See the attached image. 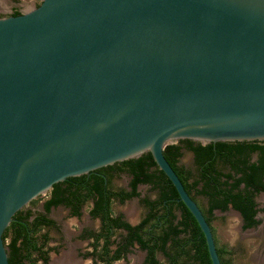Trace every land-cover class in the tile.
<instances>
[{
	"label": "water",
	"instance_id": "water-1",
	"mask_svg": "<svg viewBox=\"0 0 264 264\" xmlns=\"http://www.w3.org/2000/svg\"><path fill=\"white\" fill-rule=\"evenodd\" d=\"M178 139L264 141V0H40L0 17V264L18 209L144 151L220 264L162 154Z\"/></svg>",
	"mask_w": 264,
	"mask_h": 264
},
{
	"label": "trees",
	"instance_id": "trees-1",
	"mask_svg": "<svg viewBox=\"0 0 264 264\" xmlns=\"http://www.w3.org/2000/svg\"><path fill=\"white\" fill-rule=\"evenodd\" d=\"M183 149L192 154L193 171L179 164ZM162 154L209 224L220 264H231L230 257L224 256L228 251L217 245L211 218L214 210L223 212L230 206L238 211L242 229L257 225L254 215L260 209L254 195L264 191V141L201 144L178 139L166 144ZM121 172L130 175L129 190L108 184ZM138 184L148 185L155 196L140 197ZM47 193L43 212L30 208L37 202L33 198L30 206L18 209L3 229L1 237L9 264H47L49 252L55 251L49 245V231L57 229L48 216L50 208L61 205L69 209V214L78 216L81 205L88 201L92 203L88 213L99 219V225L96 230L84 229L79 238L90 239V250L82 257H89L91 264H113L124 259L134 246L144 251V264H211L198 224L149 151L87 174L67 177L52 184ZM132 197H137L143 207L135 224L125 220L121 213L113 214L111 209L114 201L123 203ZM200 197L205 200L203 205L199 203Z\"/></svg>",
	"mask_w": 264,
	"mask_h": 264
},
{
	"label": "rangeland",
	"instance_id": "rangeland-1",
	"mask_svg": "<svg viewBox=\"0 0 264 264\" xmlns=\"http://www.w3.org/2000/svg\"><path fill=\"white\" fill-rule=\"evenodd\" d=\"M13 1V2H12ZM40 0H0V11L5 14L10 6L19 7L21 10H27L37 5ZM179 164L191 169L193 171L194 165L192 154L183 149L182 155L179 158ZM128 177L125 175L114 176L111 183L116 186L125 187L127 185ZM137 191L140 196L153 198L155 191L146 184H139ZM48 197V193L38 195L36 205L32 208L42 210V202ZM257 207L260 209L256 215L259 224L242 229L240 216L233 210L227 209L226 211L215 210L211 218V226L214 229V235L217 245L225 248L228 253L225 257H230L231 264H264V194H259L255 198ZM199 203L203 205L205 200L199 198ZM26 205L25 207H29ZM114 211H120L124 214L125 218L130 222L137 221L143 212V207L136 197L130 198L121 204H112ZM87 208L84 207L79 218L70 217L67 210L62 206L51 208L49 216L53 218L58 224L60 229L50 230L51 237L50 245L57 248L58 252H49V264H60L58 261L60 255L65 251H70L77 264H89V259H83L78 254V251L83 252L86 248L85 241L75 240V234L78 228L91 227L95 228L97 222L89 220L87 216ZM144 253L136 246L132 247L130 252L125 255L124 259L118 260L113 264H144ZM161 261V255H157Z\"/></svg>",
	"mask_w": 264,
	"mask_h": 264
},
{
	"label": "flooded vegetation",
	"instance_id": "flooded-vegetation-1",
	"mask_svg": "<svg viewBox=\"0 0 264 264\" xmlns=\"http://www.w3.org/2000/svg\"><path fill=\"white\" fill-rule=\"evenodd\" d=\"M13 2V1H12ZM38 5V4H37ZM37 5H35V6H37ZM35 6H33V7H35ZM25 10H21L19 7H16V6H10V8H9V10L5 13V14H3L1 11H0V17H5V16H11V15H14V12H17L18 14H21L22 12H24ZM254 157V156H253ZM92 171V170H91ZM89 173V172H88ZM84 174V173H83ZM85 174H87V173H85ZM117 175H125L126 177H128V181H129V178H130V175H128L127 173H125V172H121V173H119V174H117ZM117 175H114V176H117ZM107 181V180H106ZM111 181H112V178H111V180H110V182L108 183V184H111ZM128 181H127V185L125 186V187H122V186H119V187H122V188H125L126 190H129V187H128ZM139 185V184H138ZM137 185V186H138ZM136 190H137V187H136ZM48 190H46V192H47ZM259 194H264V191H260V192H258V193H256L255 195H254V201L256 202V200H255V198H256V196L257 195H259ZM139 196H140V194H139ZM37 197V196H36ZM140 197H142V196H140ZM133 198V197H132ZM137 198V197H136ZM200 198H202V197H200ZM130 199V198H129ZM204 199V198H203ZM126 200H128V199H126ZM125 200V201H126ZM29 203V202H28ZM28 203L26 204V205H28ZM43 203V202H42ZM113 203H117V204H121L120 202H118V201H114ZM112 203V204H113ZM91 202L90 201H88V202H85L84 204H82L81 205V207H80V214L78 215V216H75V215H71V214H69V209L68 208H66V207H64V206H62L64 209H66L67 210V212H68V214L70 215V217H73V218H79L80 216H81V212H82V209L84 208V207H86L87 208V216H88V218H89V220H94V221H96L97 222V224H96V227L95 228H91V227H81V228H78V231H77V233L75 234V237H74V239L75 240H79V241H85L86 242V248H85V251H83V252H80V251H78V255L81 257V258H83V259H89V264H91V260H90V258L89 257H82V254H84L86 251H88V250H90V246H89V238H86V239H81V238H79L80 237V234L82 233V231L84 230V229H86V230H88V231H91V230H96L97 228H98V225H99V219L97 218V217H94V218H92L90 215H89V213H88V211H89V209H90V207H91ZM36 205V204H35ZM34 206V205H33ZM59 206H61V205H59ZM41 207H42V205H41ZM56 207H58V206H56ZM230 207V206H229ZM228 207V208H229ZM22 208H28V207H22ZM32 210H34V211H40V212H43V209L42 210H38V209H35V208H32V206L30 207ZM52 208H54V207H52ZM111 209H112V212H113V214H118V213H121L123 216H124V214L122 213V212H120V211H114L113 210V207H112V205H111ZM230 209L231 210H233V211H235L237 214H238V211H236V210H234V209H232L231 207H230ZM50 210H51V208H50ZM50 210H49V212H50ZM259 211V210H258ZM49 212H48V214H49ZM257 213L258 212H256V214L254 215V218L255 219H257L256 218V215H257ZM49 216V215H48ZM240 216V215H239ZM50 217V216H49ZM51 218V217H50ZM53 219V218H52ZM240 219H241V217H240ZM54 220V219H53ZM126 220V219H125ZM55 221V220H54ZM55 223H56V225H57V229H56V231H58V229H60V227H59V224L55 221ZM241 223H242V220H241ZM260 223V221H258V223L257 224H259ZM263 226H264V222H263ZM61 230V229H60ZM51 241V240H50ZM49 245H50V242H49ZM50 246H52L54 249H55V253H57L58 252V250H57V248L55 247V246H53V245H50ZM67 251V250H66ZM141 251H143V250H141ZM51 252V251H50ZM144 252V251H143ZM64 253V252H63ZM49 255V254H48ZM61 257V258H60ZM59 258V262H60V264H77V262H72V260H70V259H67L66 257H63V255L62 256H60ZM119 260H121V259H119ZM116 261H118V260H116ZM116 261H114V262H116ZM144 263V262H143ZM47 264H49V258H48V262H47Z\"/></svg>",
	"mask_w": 264,
	"mask_h": 264
},
{
	"label": "crops",
	"instance_id": "crops-1",
	"mask_svg": "<svg viewBox=\"0 0 264 264\" xmlns=\"http://www.w3.org/2000/svg\"><path fill=\"white\" fill-rule=\"evenodd\" d=\"M229 209V208H228ZM215 211V210H214ZM124 218H125V216H124ZM126 219V218H125ZM127 220V219H126ZM139 220V219H138ZM138 220L137 221H135V222H130V221H128L129 223H131V224H135V223H137L138 222ZM144 253V252H143ZM63 255V257H66L67 259H70V260H72V262H76V260H74V258H73V256H72V254H71V252L70 251H65V253H62L60 256H62ZM61 258V257H60ZM143 258H144V256H143Z\"/></svg>",
	"mask_w": 264,
	"mask_h": 264
}]
</instances>
